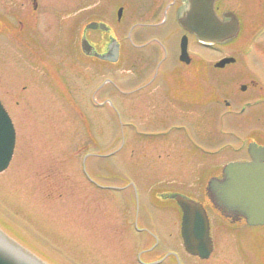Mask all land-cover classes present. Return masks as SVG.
<instances>
[{"label":"rangeland","instance_id":"rangeland-1","mask_svg":"<svg viewBox=\"0 0 264 264\" xmlns=\"http://www.w3.org/2000/svg\"><path fill=\"white\" fill-rule=\"evenodd\" d=\"M58 1L65 3L60 16L66 30L61 33L68 39L71 29L75 32L80 23L89 21L92 0H50L52 5ZM238 1L227 0V5L236 10ZM247 1L248 15L258 23L264 15V6H258L264 0ZM0 4L9 6L10 0H0ZM52 13L57 23L59 12ZM51 31H55L54 23ZM16 41L0 37V100L16 132L11 162L0 173V229L15 240L20 238L14 232L19 233L27 247L52 264H129L130 251L135 250L134 257L137 252L129 232L120 229L116 215L113 226L106 220L109 211L128 208L121 203L120 193L91 182L93 169L98 167L100 180L108 175L123 184L124 178L132 177L144 198L157 189L160 177L162 183L178 182L179 193L190 191L203 199L208 178L203 166L222 164L232 155L228 150L206 154L196 140V135L203 136L201 125L195 138L189 131L181 132L190 135V145L182 135L178 141L158 137V130L182 121V110L172 120L158 119V84L126 97L127 88L153 74V58L143 65L140 55L138 59L131 55L114 73L100 67L95 74L89 68L70 69L68 64L47 65L46 58L44 62L31 59L27 40ZM214 48L194 46L193 50L199 58L208 57L212 85L222 92L224 87V95L234 101L237 95L232 86L238 84L232 82L230 71L263 73L264 35L255 42L243 41L242 46L232 39ZM235 55L238 64L224 70L214 67L221 57ZM224 79L225 86L221 85ZM243 125L241 130H247ZM217 142L212 141V147ZM96 215L104 218L102 226ZM3 222L14 231L2 226ZM232 228L217 227L220 236L213 233V260L185 258L192 264H264V225Z\"/></svg>","mask_w":264,"mask_h":264},{"label":"flooded vegetation","instance_id":"flooded-vegetation-1","mask_svg":"<svg viewBox=\"0 0 264 264\" xmlns=\"http://www.w3.org/2000/svg\"><path fill=\"white\" fill-rule=\"evenodd\" d=\"M246 2L239 0L236 10L227 5V0H216L214 3L215 12L222 21H236L237 33L230 40L236 39L239 46H242L243 41L255 42L258 36L264 35V15L258 23L254 22L248 15ZM63 4L58 1L52 5L50 0H10L9 6L0 4V37L27 40L31 59L44 62L46 58L49 62L47 65L68 64L70 69L74 66L89 68L95 74L100 67L114 73L130 60L131 55H140L145 61L143 65L153 58V65L150 64L154 66L153 74L127 88L129 94L126 97L131 98V94H139L153 84H158V119L172 120L182 110V121L158 130V137H171V141H178V136L182 135L190 145V135L181 132L189 131L191 137L195 138L201 125L203 136L199 138L196 135V140L205 147L206 154L228 150L232 155L227 156L228 160L222 164L203 166L204 174L209 179H222L225 166L230 162L253 161L250 152L252 145L263 150L264 163V67L260 75L246 69L239 74L237 69L230 71L232 79L235 78L231 81L238 84L236 88L232 86L235 89L233 94L237 95L234 101L224 95L227 93L224 87L222 92L218 86L212 85L209 59L207 56L199 58L193 47L210 50L218 44L200 42L183 25L181 20L191 6L190 0H92L89 21L80 23L75 32L71 29L68 39L65 33H61L63 29L66 30L60 16ZM262 6L258 7L261 9ZM54 10L59 12L57 23L52 21ZM53 23L54 32L51 31ZM89 24L91 27H88ZM184 46L186 55L182 58ZM254 49L252 47L251 50ZM235 56H228L235 59L233 62L219 68L214 64V67L224 70L238 64L239 58ZM224 58L227 56L219 60ZM41 65L48 68L45 64ZM226 83L225 79L221 81V85L225 86ZM99 89L98 86L95 91ZM95 97L93 93V101H96ZM216 121L219 126L213 124ZM242 122L248 127L243 125L247 130H241ZM229 137L234 140L231 141ZM198 138L203 139V143ZM214 140L218 141L217 149L211 145ZM104 177L100 180L97 167L93 169L90 180L97 188L120 193L121 203L128 208V211H109L106 220L113 226L116 215L120 229L129 232L132 246L137 250L135 257V250L130 251L129 264H192L185 258L187 256L210 261L213 260L214 251L213 233L220 236L217 227L232 230L235 226H250L243 217L217 210L206 188L204 200L198 199L190 191L179 193L178 182L162 183L158 177L157 189L144 198L140 185L132 177L124 178L123 184L108 175ZM178 195L200 202L207 211L213 243V251L207 258L191 254L185 249L181 234L183 211L175 201ZM96 217L102 226L100 220L104 218ZM110 242L117 244L114 240Z\"/></svg>","mask_w":264,"mask_h":264},{"label":"water","instance_id":"water-1","mask_svg":"<svg viewBox=\"0 0 264 264\" xmlns=\"http://www.w3.org/2000/svg\"><path fill=\"white\" fill-rule=\"evenodd\" d=\"M216 0H190L191 6L182 19L183 25L204 43L229 40L237 33L236 21L224 22L216 14ZM91 27V24L88 25ZM182 58L185 57V46ZM224 58L217 67L233 62ZM16 142L12 120L0 101V173L9 166ZM251 162L226 165L224 177L211 178L207 190L216 208L227 215L243 216L251 225L264 224L263 150L252 145ZM177 201L183 210L182 236L185 248L192 254L207 258L212 251L208 216L203 206L181 196ZM0 264H48L17 240L0 229Z\"/></svg>","mask_w":264,"mask_h":264},{"label":"trees","instance_id":"trees-1","mask_svg":"<svg viewBox=\"0 0 264 264\" xmlns=\"http://www.w3.org/2000/svg\"><path fill=\"white\" fill-rule=\"evenodd\" d=\"M1 225L4 226L7 230H10V231L12 230V231H14V230L11 228V225H9V224H7V223H5V222L1 223ZM14 235L17 236L18 238H21V236H20L19 233H17V232H14Z\"/></svg>","mask_w":264,"mask_h":264}]
</instances>
